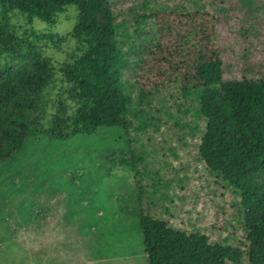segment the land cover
<instances>
[{"label": "trees", "instance_id": "obj_1", "mask_svg": "<svg viewBox=\"0 0 264 264\" xmlns=\"http://www.w3.org/2000/svg\"><path fill=\"white\" fill-rule=\"evenodd\" d=\"M121 1L0 0V162L28 138L122 128L147 264H264V0ZM70 6L69 32L34 29ZM68 41L61 64L42 47Z\"/></svg>", "mask_w": 264, "mask_h": 264}, {"label": "rangeland", "instance_id": "obj_2", "mask_svg": "<svg viewBox=\"0 0 264 264\" xmlns=\"http://www.w3.org/2000/svg\"><path fill=\"white\" fill-rule=\"evenodd\" d=\"M76 15L70 6L53 25L38 20L32 25L41 34L64 35ZM11 22L20 34L28 27L17 13ZM263 44L256 50L264 51ZM42 47L53 63L61 64L74 42L62 43L60 49ZM246 56L251 65L245 69L259 72V57ZM260 58L264 64V54ZM53 79L37 103L45 126L65 87L60 75ZM122 138L119 127L66 141L38 136L0 162V264H147L131 174L122 169L129 157Z\"/></svg>", "mask_w": 264, "mask_h": 264}]
</instances>
